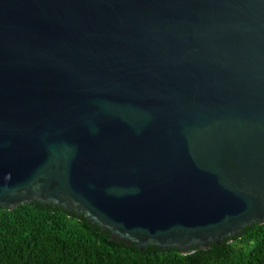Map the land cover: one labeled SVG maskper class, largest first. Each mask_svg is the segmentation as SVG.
<instances>
[{"label":"water","instance_id":"water-1","mask_svg":"<svg viewBox=\"0 0 264 264\" xmlns=\"http://www.w3.org/2000/svg\"><path fill=\"white\" fill-rule=\"evenodd\" d=\"M60 207L175 249L264 221V0H0V212Z\"/></svg>","mask_w":264,"mask_h":264},{"label":"trees","instance_id":"trees-1","mask_svg":"<svg viewBox=\"0 0 264 264\" xmlns=\"http://www.w3.org/2000/svg\"><path fill=\"white\" fill-rule=\"evenodd\" d=\"M0 264H264V221L181 255L111 240L82 215L52 205L0 212Z\"/></svg>","mask_w":264,"mask_h":264}]
</instances>
